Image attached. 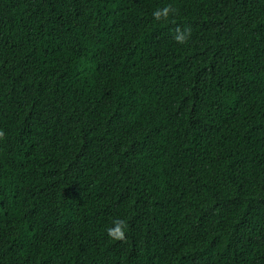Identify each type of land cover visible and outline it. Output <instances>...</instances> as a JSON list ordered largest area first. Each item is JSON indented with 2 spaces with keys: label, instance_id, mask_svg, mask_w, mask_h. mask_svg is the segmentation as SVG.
<instances>
[{
  "label": "trees",
  "instance_id": "16d2710c",
  "mask_svg": "<svg viewBox=\"0 0 264 264\" xmlns=\"http://www.w3.org/2000/svg\"><path fill=\"white\" fill-rule=\"evenodd\" d=\"M0 130V264H264V0H0Z\"/></svg>",
  "mask_w": 264,
  "mask_h": 264
},
{
  "label": "clouds",
  "instance_id": "9594fccd",
  "mask_svg": "<svg viewBox=\"0 0 264 264\" xmlns=\"http://www.w3.org/2000/svg\"><path fill=\"white\" fill-rule=\"evenodd\" d=\"M175 9L170 5L164 7L163 9H158L153 13V17L155 20L159 21L161 19H167L170 14L175 13ZM192 30L190 27H186L184 29L177 28L176 35L174 39L180 44H186L191 38ZM4 132L0 130V138L4 137ZM126 229L127 222L123 219H115L112 222V226L107 228V234L109 238L116 241H125L126 240Z\"/></svg>",
  "mask_w": 264,
  "mask_h": 264
}]
</instances>
